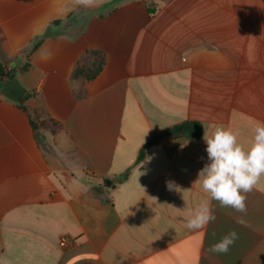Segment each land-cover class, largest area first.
<instances>
[{
    "label": "crops",
    "instance_id": "crops-1",
    "mask_svg": "<svg viewBox=\"0 0 264 264\" xmlns=\"http://www.w3.org/2000/svg\"><path fill=\"white\" fill-rule=\"evenodd\" d=\"M0 66L44 121L0 83V264H264V177L244 213L195 183L264 124V0H0Z\"/></svg>",
    "mask_w": 264,
    "mask_h": 264
},
{
    "label": "clouds",
    "instance_id": "clouds-1",
    "mask_svg": "<svg viewBox=\"0 0 264 264\" xmlns=\"http://www.w3.org/2000/svg\"><path fill=\"white\" fill-rule=\"evenodd\" d=\"M203 139L209 162L199 171L195 183L221 207L246 212V194L264 177V124L258 123L254 128V137L247 149L238 142V133L223 127H216L210 135L205 131ZM167 187L179 189L172 181L167 182ZM215 219L208 204L201 203L186 220L185 227L198 230ZM236 239L237 233L232 231L212 245L210 251L227 253Z\"/></svg>",
    "mask_w": 264,
    "mask_h": 264
},
{
    "label": "trees",
    "instance_id": "trees-1",
    "mask_svg": "<svg viewBox=\"0 0 264 264\" xmlns=\"http://www.w3.org/2000/svg\"><path fill=\"white\" fill-rule=\"evenodd\" d=\"M13 72L14 70H10L8 76L4 75V69L3 67L0 66V83L2 82L5 84V89L3 93L6 98L11 99L13 102H15L18 108L28 116L31 127L35 130L37 127L36 117L31 116L30 112L24 106V102L26 98L28 97V95L24 94V91L18 86L14 77L9 79V76H11ZM80 72L87 79H89L92 76V75L87 74L84 70L80 69Z\"/></svg>",
    "mask_w": 264,
    "mask_h": 264
},
{
    "label": "water",
    "instance_id": "water-1",
    "mask_svg": "<svg viewBox=\"0 0 264 264\" xmlns=\"http://www.w3.org/2000/svg\"><path fill=\"white\" fill-rule=\"evenodd\" d=\"M11 78V77H10ZM2 87H0V90ZM171 136H184L186 138H195L197 135L196 129L190 123H182L171 128Z\"/></svg>",
    "mask_w": 264,
    "mask_h": 264
},
{
    "label": "rangeland",
    "instance_id": "rangeland-1",
    "mask_svg": "<svg viewBox=\"0 0 264 264\" xmlns=\"http://www.w3.org/2000/svg\"><path fill=\"white\" fill-rule=\"evenodd\" d=\"M44 124V121H40L36 118V129H38L40 126H42Z\"/></svg>",
    "mask_w": 264,
    "mask_h": 264
},
{
    "label": "built area",
    "instance_id": "built-area-1",
    "mask_svg": "<svg viewBox=\"0 0 264 264\" xmlns=\"http://www.w3.org/2000/svg\"><path fill=\"white\" fill-rule=\"evenodd\" d=\"M61 245H64V241H61Z\"/></svg>",
    "mask_w": 264,
    "mask_h": 264
}]
</instances>
